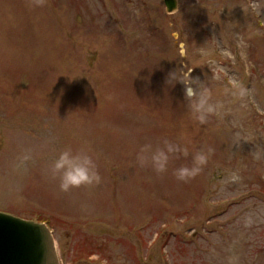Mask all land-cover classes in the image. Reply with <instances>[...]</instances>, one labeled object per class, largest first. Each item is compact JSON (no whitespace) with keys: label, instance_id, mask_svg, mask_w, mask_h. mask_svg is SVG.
I'll return each instance as SVG.
<instances>
[{"label":"rangeland","instance_id":"374dc122","mask_svg":"<svg viewBox=\"0 0 264 264\" xmlns=\"http://www.w3.org/2000/svg\"><path fill=\"white\" fill-rule=\"evenodd\" d=\"M183 65L222 117L193 118L167 82ZM162 138L188 156L140 167ZM69 146L91 149L100 184L60 190L48 170ZM198 151L207 163L178 180ZM0 212L46 222L61 264H264V0L173 13L164 0H0Z\"/></svg>","mask_w":264,"mask_h":264},{"label":"clouds","instance_id":"9594fccd","mask_svg":"<svg viewBox=\"0 0 264 264\" xmlns=\"http://www.w3.org/2000/svg\"><path fill=\"white\" fill-rule=\"evenodd\" d=\"M202 57L212 56L211 48L205 46L199 49ZM212 63L211 59L208 60ZM193 68L183 65L169 72L167 82L175 85L180 82L184 85V97L188 102L193 118L204 124L210 116L222 117L228 111L225 101L213 100L211 90L198 78L192 75ZM248 89L243 85H234L230 92L234 101H238L241 107H245L244 101L248 96ZM212 150L209 149L210 153ZM177 154L188 156V149L178 143L162 138L160 144L153 145L151 142L143 144L136 154V162L140 167L150 166L157 174L167 172L170 159ZM25 156L24 159H28ZM207 163V155L203 151L196 152L192 157L191 166L182 165L174 170L178 180L187 181L197 176L202 166ZM53 178H58L59 188L68 192L81 186H93L100 184L102 177L99 173L96 158L90 148L81 147L74 150L66 147L59 153L48 170Z\"/></svg>","mask_w":264,"mask_h":264},{"label":"water","instance_id":"95a60500","mask_svg":"<svg viewBox=\"0 0 264 264\" xmlns=\"http://www.w3.org/2000/svg\"><path fill=\"white\" fill-rule=\"evenodd\" d=\"M166 10L178 0H164ZM0 264H60L55 239L45 223L0 212Z\"/></svg>","mask_w":264,"mask_h":264}]
</instances>
